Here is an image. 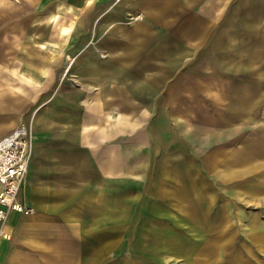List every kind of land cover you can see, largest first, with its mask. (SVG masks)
<instances>
[{
    "label": "crops",
    "instance_id": "0c3cea01",
    "mask_svg": "<svg viewBox=\"0 0 264 264\" xmlns=\"http://www.w3.org/2000/svg\"><path fill=\"white\" fill-rule=\"evenodd\" d=\"M0 15V139L32 130L19 201L34 211L9 213L0 264H158L178 230L226 246L223 188L264 205V0H8Z\"/></svg>",
    "mask_w": 264,
    "mask_h": 264
},
{
    "label": "rangeland",
    "instance_id": "374dc122",
    "mask_svg": "<svg viewBox=\"0 0 264 264\" xmlns=\"http://www.w3.org/2000/svg\"><path fill=\"white\" fill-rule=\"evenodd\" d=\"M7 3L8 0H4V4ZM223 189L224 192H226L227 197L230 198V201L234 202L232 204L229 203L228 205L225 206L227 216L231 218L226 222L228 223L227 227L231 229L227 234V238L226 239L224 238L225 241H227L226 246L224 248H219V249L215 247L214 249V247H210L209 245L210 243H208L206 245L207 251L203 252V250L201 249L204 247L201 248L199 243L197 242V240L200 238L197 237L195 239L196 241H194L192 236H188L186 234L188 229L187 231L178 230V236L175 237L176 239H178L180 243L178 252L171 253L169 251L168 252L163 251L162 257L159 258L160 261H158L159 262L158 264H226V261L228 264L229 263L234 264L235 256L238 257L237 261L246 262V264H251V263L256 264V262H260V264H264V249L260 251L255 250V248L252 247V243H251V237L255 236V234H258L257 240H259L260 242V248L262 245H264V205L256 209V207L252 206V204H238L236 203V200L233 199L235 197V189L229 187ZM237 190H238L236 192L237 195H241L244 201L250 200V193L248 189L243 188ZM138 209L139 207L137 206L135 211H139ZM156 223L162 224V229L165 228L166 225H170V223L167 221H163V222L158 221ZM178 223L181 224L182 222H178ZM153 224L155 223L153 222ZM148 226H149V222H148ZM166 233L169 234V232ZM214 238H219V236ZM165 239L166 238H164V242ZM167 239L170 240V238ZM129 240L132 243L131 245L132 250H136L137 249L136 238L134 236H131ZM208 240L212 242L213 238L210 239L208 238ZM147 243L148 245L152 244L149 241V238ZM165 246L166 244L164 243V248ZM129 255H131L132 262L134 261V258H136V260L138 258L137 253L131 252V254Z\"/></svg>",
    "mask_w": 264,
    "mask_h": 264
},
{
    "label": "built area",
    "instance_id": "2783aa9c",
    "mask_svg": "<svg viewBox=\"0 0 264 264\" xmlns=\"http://www.w3.org/2000/svg\"><path fill=\"white\" fill-rule=\"evenodd\" d=\"M32 142V131L25 125L0 139V240L9 237L4 229L9 213L26 216L34 213L32 208L19 201L31 159Z\"/></svg>",
    "mask_w": 264,
    "mask_h": 264
},
{
    "label": "bare ground",
    "instance_id": "6f19581e",
    "mask_svg": "<svg viewBox=\"0 0 264 264\" xmlns=\"http://www.w3.org/2000/svg\"><path fill=\"white\" fill-rule=\"evenodd\" d=\"M0 4H1V5H5V4H4V0H0ZM15 110H16V109H15ZM13 128H14V127H13ZM4 134H5V133H4Z\"/></svg>",
    "mask_w": 264,
    "mask_h": 264
}]
</instances>
